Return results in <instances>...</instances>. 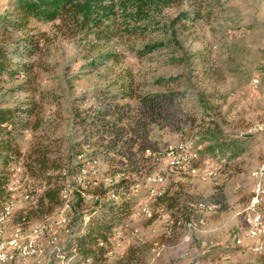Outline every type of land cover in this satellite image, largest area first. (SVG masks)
Wrapping results in <instances>:
<instances>
[{
	"label": "rangeland",
	"instance_id": "1",
	"mask_svg": "<svg viewBox=\"0 0 264 264\" xmlns=\"http://www.w3.org/2000/svg\"><path fill=\"white\" fill-rule=\"evenodd\" d=\"M192 2L175 0L154 10L150 17L136 21L149 23L148 29L139 34L126 31L134 21L125 17L118 6L110 20L73 35L58 31L56 22L32 23L26 36L38 41L41 48L27 52L25 60L20 59L23 43L17 41L25 32L10 34L17 42L15 46L20 43L12 61L27 64L28 71L0 73V108L25 107L36 102L44 120L38 133L57 137L63 156L71 148L73 154L79 152L82 148L75 146L78 141L93 148L97 129L90 125L89 117L99 110L115 111L116 105L121 113L125 111L131 116L127 135L122 139L134 135L150 150L161 153L168 145L182 142L199 153V159L192 163L193 172L171 169L167 159L160 157L165 173L164 182L157 188L164 191L168 187L169 194L177 195L179 202L192 201L187 209L189 218L177 217L191 221L189 228L174 226L176 219L162 210L145 186L144 172L131 177L127 186L120 189L123 194L117 192V200L123 196L132 204L128 215L113 228L108 244L111 254L105 253L107 257L102 262L76 264L264 262V236L246 237L244 219L257 182L252 171L264 161V0H206L201 8L203 17L193 23L185 21L188 29H181L179 23L172 24V18L179 11H189ZM6 3L7 0H0V13L12 12ZM96 29L101 32L96 33ZM160 42L166 44L139 52L146 45ZM255 77L258 82L254 85ZM129 78L138 94L175 93L170 117L150 123L145 132L140 129L131 134V123L141 116L143 108L135 99L112 96L119 80ZM105 91L111 93L98 98ZM84 118L88 119L82 122ZM212 120L218 123L219 142L224 141L223 146L201 141L203 130L214 127L209 123ZM16 138L22 151L31 149L36 140L30 128L20 129ZM97 156V167L102 173L106 163L100 152ZM137 157L134 162L138 167L145 164L148 168V162ZM216 163L219 173L206 177L207 166ZM11 174L22 177L17 164ZM12 198L13 212L27 200L21 192ZM193 198L206 204L203 210L194 207ZM143 203L151 209L150 217L140 211ZM208 204L216 207L208 209ZM258 208L264 211V192ZM56 215L54 208L53 214L42 221L54 220ZM6 228L8 235L13 228L11 218ZM185 236L189 239L185 240ZM158 247L161 249L156 255ZM45 248L48 251L51 246L45 243ZM131 248L136 249L137 258L129 260ZM206 252H211L210 256L199 260L198 255ZM183 253L185 257H181ZM51 254L52 263L59 264V258Z\"/></svg>",
	"mask_w": 264,
	"mask_h": 264
},
{
	"label": "trees",
	"instance_id": "2",
	"mask_svg": "<svg viewBox=\"0 0 264 264\" xmlns=\"http://www.w3.org/2000/svg\"><path fill=\"white\" fill-rule=\"evenodd\" d=\"M173 1L175 0H7L6 6L11 7L12 12L0 13V73L4 71L13 73L14 70L28 71L27 64L14 63L12 60L14 53L19 51L20 43H23L20 59L25 60L27 52L30 54V51L40 50L41 45L38 41L26 36L32 23L56 22L54 26L58 31L73 35L78 30L89 31L99 27L103 20H110L111 15L115 13L114 8L118 6L125 17L134 21L126 31L139 34L148 29L149 23L136 24V21L150 17L154 10L167 7ZM205 1L193 0L191 9L179 11L172 18V24L179 23L181 29H188L185 21L193 23L202 18L201 8ZM215 1L217 0H212ZM182 20L184 23H181ZM18 31L25 32V35L17 38L20 43L15 46L17 42L11 39L10 34ZM95 32L101 31L96 29ZM164 44L166 43L146 45L139 52L150 51ZM10 47L15 50L11 51ZM109 93L111 92H101L98 98H105ZM117 94L124 99L137 100L143 108L141 116L131 123L129 128L131 134L139 132L140 129L145 132L150 123L168 119L172 114L171 107L175 96L173 92L138 94L135 93L133 82L129 78L119 80L117 91L112 93V96ZM116 106L115 111L104 109L88 116L90 125L97 129L94 133L97 141L93 144V148L78 141L75 146L82 149L73 154L71 148L70 153L64 156L57 137L49 138L43 131L38 133V130L42 129L44 120L41 108L36 102H30L25 107L0 108V208L11 196L6 190V185L16 164L23 179L22 187L17 192H23L22 189L37 192L34 200H23L19 210L11 213L13 225L24 230L35 218L41 221L53 214L54 208L57 210V215L54 217L56 219L58 210L64 203L61 191L68 187L70 198L66 214L69 216L70 233L65 238L61 250L64 257L72 256L77 262L90 258L92 263H98L106 259L105 253L110 248L108 244L113 228L128 215L132 204L129 198L123 196L120 200H114L111 194L118 191L120 195L123 194L120 189L127 186L131 177L139 176L144 172L147 175L157 167L154 155L158 152L151 150L153 154L146 155L145 150L150 147L143 141L135 139L134 135L122 139L127 135L131 116H127L125 111L121 113L119 106ZM86 119L88 118L82 119V122L87 121ZM209 123L214 127L210 126L203 130L201 141L214 142L216 147L223 146L224 141L219 142L221 131L219 132L218 123L214 120ZM28 128L34 132L36 140L31 149L22 151L18 147L16 137L20 129ZM99 152L106 163V170L102 173L97 167ZM135 156H138V160L142 162H148V168L145 164L139 168L134 162ZM28 180H31V183H28ZM167 188L161 195L155 196L162 210L169 211L174 220L180 219L177 217L188 219L190 212L187 209L192 206V201L179 202L177 195H170ZM194 199L192 200L195 202ZM205 205L201 201L194 203L197 210ZM210 254L211 252L200 253L199 260ZM135 258H137L136 249L131 248L128 259Z\"/></svg>",
	"mask_w": 264,
	"mask_h": 264
},
{
	"label": "built area",
	"instance_id": "3",
	"mask_svg": "<svg viewBox=\"0 0 264 264\" xmlns=\"http://www.w3.org/2000/svg\"><path fill=\"white\" fill-rule=\"evenodd\" d=\"M253 84L258 82L257 77L253 78ZM146 155L153 154L149 148L145 150ZM157 162L156 170L144 176L143 182L148 187V191L152 196H159L162 190L157 188L164 182L165 169L160 163V157L167 159V165L171 169L186 168L191 172L194 171L192 163L199 159V153L195 149H189L184 143L179 142L168 145L163 153L158 152L154 155ZM220 166L216 164L208 165L205 169V176L208 178L215 177L219 173ZM252 176L257 179L253 190L252 199L247 206L245 213V236L255 239L264 236V211L258 208L261 195L264 192V161L252 171ZM23 179L20 175L11 174L6 185V190L11 194L0 208V264H52V254L59 258V264H76L78 263L72 256L64 257L61 247L67 235L70 233L69 216L66 211L69 209V188L65 187L61 191L64 200L63 205L59 209L56 219L47 221L32 222L28 231L24 233V229L17 225H13L12 230L7 235L6 227L12 213L13 195L22 187ZM31 183V180H28ZM21 192L24 199L34 200L37 192L24 190ZM119 193H112L111 198L117 200ZM215 204L207 205L208 209L215 208ZM140 211L147 217L151 216V209L146 203L140 207ZM191 221L176 219L175 227L178 225L189 228ZM171 229H168V232ZM189 237L185 236V240ZM62 241V242H61ZM45 243L51 246L46 251ZM102 244V243H100ZM119 244V242H117ZM161 247H158L156 255L159 254ZM112 249L109 248L106 255H110ZM183 253L181 257H185ZM83 262H91L90 258L84 259Z\"/></svg>",
	"mask_w": 264,
	"mask_h": 264
}]
</instances>
